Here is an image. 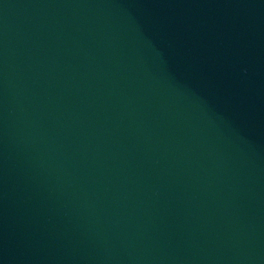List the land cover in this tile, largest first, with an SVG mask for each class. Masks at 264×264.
Returning a JSON list of instances; mask_svg holds the SVG:
<instances>
[{"label":"water","instance_id":"obj_1","mask_svg":"<svg viewBox=\"0 0 264 264\" xmlns=\"http://www.w3.org/2000/svg\"><path fill=\"white\" fill-rule=\"evenodd\" d=\"M0 264H264V0H0Z\"/></svg>","mask_w":264,"mask_h":264}]
</instances>
